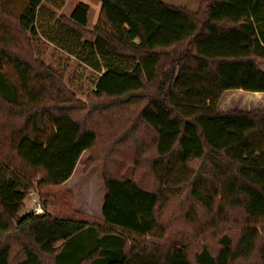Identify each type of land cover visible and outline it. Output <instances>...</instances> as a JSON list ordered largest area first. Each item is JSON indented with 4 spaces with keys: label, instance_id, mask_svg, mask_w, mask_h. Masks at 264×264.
Instances as JSON below:
<instances>
[{
    "label": "trees",
    "instance_id": "1",
    "mask_svg": "<svg viewBox=\"0 0 264 264\" xmlns=\"http://www.w3.org/2000/svg\"><path fill=\"white\" fill-rule=\"evenodd\" d=\"M65 1L0 0V264H264V112H218L227 92L264 94V0H199L194 13L101 0L87 37L88 5L68 18L47 7ZM30 37L96 73L93 98L107 109L147 101L119 142L151 150L157 185L105 176L102 222L48 212L98 135L77 113L41 108L60 83ZM157 167L189 170L172 199ZM31 190L41 216L20 214Z\"/></svg>",
    "mask_w": 264,
    "mask_h": 264
},
{
    "label": "rangeland",
    "instance_id": "2",
    "mask_svg": "<svg viewBox=\"0 0 264 264\" xmlns=\"http://www.w3.org/2000/svg\"><path fill=\"white\" fill-rule=\"evenodd\" d=\"M163 1L169 2L173 6H182L184 3L182 0ZM99 2L100 0H66L64 6L60 9H54L49 5L47 7L57 17L68 18L76 4L84 3L88 5L90 8L88 27L84 31L87 37V31H92L93 26L97 22V6ZM177 3L180 5H176ZM195 7L186 6L189 10ZM29 42L32 57L40 61L45 68L52 72L60 83L53 90H49L48 95L45 96L42 102L41 108H50L53 111L55 109L56 111L67 109V113H77L84 128L86 130H95L98 135V142L95 147L92 151L82 154L72 177L65 184V187H61L63 193L67 194H61L65 201L60 199L61 203L56 206L57 209L50 207L48 208V212L53 215H61L63 211L67 210L66 214L73 218L102 222L101 205L104 195L103 180L105 176H118L127 179L135 177L137 179L145 177L148 174L151 179L153 178L150 166L155 156L151 153V150L147 149L141 152L142 155L139 156V146L133 144L131 140L119 142L124 131L133 125H139L136 122V118L147 104V101L141 100L122 108L111 107L107 109L106 103H109L110 99L93 98L94 83L97 79L96 73H93L75 58L68 56L65 52L44 42L42 39L35 40L30 37ZM257 65L264 72V62L258 60ZM219 106V113L233 111L248 113L264 112V98H253L238 93L225 94ZM260 127H264V123ZM193 167H197V165L193 164L189 166L191 170L194 169ZM156 172L163 185L161 190L164 199L175 197L179 193L177 191L178 188L170 192L167 190L168 186L178 180L187 178L189 174L188 169L179 167L170 172H164L157 167ZM154 185H157L155 181ZM197 189L202 195L209 194L201 183L197 185ZM51 204H54V202ZM29 207L30 202L28 199H25V208L20 214L24 213ZM61 209L63 211L59 212ZM197 217V223L203 224L206 222L200 211H198ZM206 244L211 249L216 248L215 242L211 239H208Z\"/></svg>",
    "mask_w": 264,
    "mask_h": 264
},
{
    "label": "built area",
    "instance_id": "3",
    "mask_svg": "<svg viewBox=\"0 0 264 264\" xmlns=\"http://www.w3.org/2000/svg\"><path fill=\"white\" fill-rule=\"evenodd\" d=\"M26 199L30 202V207L25 211L26 214H32L34 216H41L44 214V209L37 192L33 190L29 191Z\"/></svg>",
    "mask_w": 264,
    "mask_h": 264
},
{
    "label": "crops",
    "instance_id": "4",
    "mask_svg": "<svg viewBox=\"0 0 264 264\" xmlns=\"http://www.w3.org/2000/svg\"><path fill=\"white\" fill-rule=\"evenodd\" d=\"M163 1V0H162ZM161 1V2H162ZM182 2H184L183 4H182V6H173V5H171L169 2H165V1H163V3L164 4H166V5H169V6H172V7H177V8H183V9H185V10H187V11H191L192 13H194V12H196L197 11V9H198V7H199V0H193V1H184V0H182ZM182 2H180V3H182ZM176 5H180V4H176ZM186 6H196L195 8H193L192 10H189V9H187L186 8ZM100 7H101V0H100V2H99V4H98V6H97V14L99 15V11H100ZM194 9H196L195 11H194ZM239 92H241L240 94H242V91H233V92H227L226 94H233V93H238L239 94ZM244 93V92H243ZM245 94H250V93H245ZM258 95H261V98L263 97L264 98V94H258ZM225 96V95H224ZM224 96H223V98H224ZM222 98V99H223ZM220 107V106H219ZM219 107H218V109H219ZM73 175V174H72ZM72 177V176H71ZM69 181V180H68ZM67 181V182H68ZM66 182V183H67ZM66 183H64L62 186L63 187H65L66 185ZM104 193H105V191H104ZM103 197H104V195H103ZM103 201V200H102ZM102 206V205H101ZM101 218H102V216H101Z\"/></svg>",
    "mask_w": 264,
    "mask_h": 264
}]
</instances>
